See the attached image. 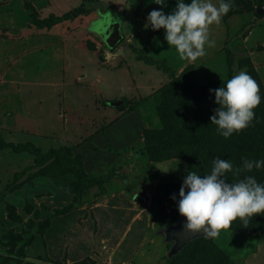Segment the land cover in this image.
I'll use <instances>...</instances> for the list:
<instances>
[{
	"label": "rangeland",
	"instance_id": "rangeland-1",
	"mask_svg": "<svg viewBox=\"0 0 264 264\" xmlns=\"http://www.w3.org/2000/svg\"><path fill=\"white\" fill-rule=\"evenodd\" d=\"M30 1L34 11L24 0H0V264H33L29 256L41 264H264V233L257 232L264 213L247 225L237 217L173 254L165 232L181 214L188 170L210 172L219 152L238 169L232 151L251 155L264 145V0H232L234 12L210 26L215 44L196 60L181 59L163 28L145 27L151 9L171 12L176 0ZM81 4L87 13L46 25L50 14ZM109 18L121 21L119 42L106 31ZM184 70L198 83L188 91L209 110L188 118L168 98L176 105L169 133L201 131L178 141V149L193 151L189 159L156 158L160 91ZM240 70L259 84L261 102L253 122L225 138L210 119L219 105L209 89ZM248 174L264 182V168L226 175ZM75 210L85 234H98L87 257L62 247L63 233L72 232H63V213Z\"/></svg>",
	"mask_w": 264,
	"mask_h": 264
},
{
	"label": "clouds",
	"instance_id": "clouds-1",
	"mask_svg": "<svg viewBox=\"0 0 264 264\" xmlns=\"http://www.w3.org/2000/svg\"><path fill=\"white\" fill-rule=\"evenodd\" d=\"M148 2L166 6L167 0ZM231 6L232 0H176L171 12L166 13L163 7L151 9L145 27L163 28L164 39L175 47L181 59L196 60L205 55L206 45L215 44L210 38V26L219 24ZM209 91L215 93L219 105L210 119L221 136L228 138L253 122L261 94L259 84L247 71L240 70ZM242 160V166L234 169L230 159L218 156L213 159L210 172L201 175L187 171L177 204L178 211L186 218L187 229L215 237L237 217L247 225L255 214L264 213V182L251 174L235 181H230L226 175L230 171L238 175L243 170L264 168V158L243 157ZM172 199H177L176 194ZM25 259L41 264L30 256Z\"/></svg>",
	"mask_w": 264,
	"mask_h": 264
},
{
	"label": "trees",
	"instance_id": "trees-1",
	"mask_svg": "<svg viewBox=\"0 0 264 264\" xmlns=\"http://www.w3.org/2000/svg\"><path fill=\"white\" fill-rule=\"evenodd\" d=\"M25 5L27 9L34 11L33 4L30 0H24ZM89 10L81 4L80 7H74L70 9L69 11L63 13L62 15L58 14H50L45 21L46 25L48 27L53 26L54 24L60 23L64 19L77 17L80 14L87 13ZM232 12H228L226 15H230ZM142 49H139L141 51ZM142 52V51H141ZM143 54V53H142ZM146 61L152 63L154 62L153 58L151 56L143 55ZM169 67V66H168ZM188 69V68H187ZM198 83L195 81L194 73L190 70H184L180 74H177L171 81L166 83L160 93L162 96V100L157 105V109L159 112V124L156 123L155 128L159 130L156 131V143L151 146V151L154 154L156 158H165L170 156H186V158L189 159L188 152L193 153V151H187L182 149H178L180 140H185L187 137H196L200 134L199 131H201L200 128L195 127L192 130H188L187 128L181 129H170L169 133V127L167 124H165L167 119H174L173 112L171 111V108L176 106L172 105L168 98L172 97L175 99V103L180 106V110L184 111L188 115V118H198L197 112L198 109H203L207 112L209 109L206 108V105L201 102V98L197 97L195 98V95L192 94V90L188 91V89H191L192 86L197 85ZM126 102V98L124 99ZM126 105V103L122 104ZM168 109V110H167ZM179 111V112H181ZM178 115V111L176 112ZM200 117V116H199ZM157 121V120H156ZM162 128H160L161 126ZM176 128V127H175ZM199 130V131H198ZM234 136V134H233ZM235 136H239L238 134H235ZM172 137V138H171ZM242 137V136H241ZM168 138H171L170 140ZM0 141H3L0 140ZM234 162L237 166H242L243 157H248L250 159H256V158H264V145L259 146V150L251 155H246L243 151H235V153L232 151ZM203 154L206 156V154L203 152ZM226 155V153H225ZM213 156V155H212ZM219 156L222 157L223 153L219 152ZM257 232L263 234L264 228H257ZM260 235V234H258Z\"/></svg>",
	"mask_w": 264,
	"mask_h": 264
},
{
	"label": "crops",
	"instance_id": "crops-1",
	"mask_svg": "<svg viewBox=\"0 0 264 264\" xmlns=\"http://www.w3.org/2000/svg\"><path fill=\"white\" fill-rule=\"evenodd\" d=\"M78 212L80 211L75 210L72 213L69 212L63 213V232L64 231H72V232L69 235L63 233L62 247L71 248L70 256L87 257L89 255L95 254L93 250L98 245V241L96 240L98 234L97 236L96 233H92V232H90L87 235L85 234L88 230L82 227L83 221L80 222L82 217L78 219V215H80V213ZM102 214H103L102 209H99L97 217L99 216L100 218Z\"/></svg>",
	"mask_w": 264,
	"mask_h": 264
},
{
	"label": "water",
	"instance_id": "water-1",
	"mask_svg": "<svg viewBox=\"0 0 264 264\" xmlns=\"http://www.w3.org/2000/svg\"><path fill=\"white\" fill-rule=\"evenodd\" d=\"M258 12L264 13V5L258 9ZM120 26H121V22L119 19L112 20V18H109L107 20L106 31L113 42H117V41L119 42L120 38L122 37L120 33ZM165 232L167 234L166 238L168 240L175 241L172 244L173 245L172 254L179 251L184 246V244L186 242H189L191 239L205 235L203 231H191L187 229L186 218L182 214H180L177 223L167 227ZM208 237L212 238L211 236Z\"/></svg>",
	"mask_w": 264,
	"mask_h": 264
}]
</instances>
